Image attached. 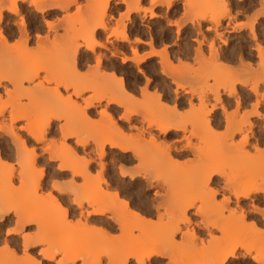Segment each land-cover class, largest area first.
Returning a JSON list of instances; mask_svg holds the SVG:
<instances>
[{"label": "snow or ice", "instance_id": "snow-or-ice-1", "mask_svg": "<svg viewBox=\"0 0 264 264\" xmlns=\"http://www.w3.org/2000/svg\"><path fill=\"white\" fill-rule=\"evenodd\" d=\"M114 4L120 6L109 17L106 9ZM205 7L216 10L211 18L201 15ZM226 7L223 0H13L8 10L16 14V28L0 32V51L12 53L9 75L0 80V135L22 150L0 157V264H264V137L257 144L245 136L252 118L264 122V72L247 80L234 75L219 90L231 97L223 101L210 81L207 103H199L208 112L213 100L216 107L228 105L215 142L206 145L205 134L187 125H170L199 160L187 170L188 161L174 160L170 146L158 144L155 125L147 119L153 108L145 96L157 95L152 88L158 77L142 61L160 58L167 48L159 41L155 48L151 41L138 47L143 41L130 40L125 30L128 16L138 15L153 36L163 33L167 40L169 31L175 35L183 28V40L200 22L208 43L196 50L214 60L223 28L213 38V26L229 24ZM257 14L264 17V0ZM73 17L85 19L88 35H69ZM255 19L241 16L232 23L251 27ZM260 22L264 25V19ZM256 32L252 38L264 67V32L258 40ZM169 79L179 96L184 78ZM97 96L100 115L85 113L81 120L80 106ZM113 96L134 103L120 104L118 120L125 123L117 125L119 135L104 138L93 125L101 117L111 120L106 105L115 103ZM156 103L169 113L177 110L171 101ZM233 120L239 125L235 132ZM49 126L58 131L49 132ZM212 158L222 171H213ZM116 207L155 230L137 227L126 236L125 220L114 216ZM93 216L117 226L92 224ZM90 234L106 239H90Z\"/></svg>", "mask_w": 264, "mask_h": 264}, {"label": "bare ground", "instance_id": "bare-ground-1", "mask_svg": "<svg viewBox=\"0 0 264 264\" xmlns=\"http://www.w3.org/2000/svg\"><path fill=\"white\" fill-rule=\"evenodd\" d=\"M260 1V0H259ZM13 2V0H0V32H2L3 30L1 29V25L5 22V20H8V18H10V17H15L16 16V14H15V12L14 11H9L8 10V8H9V6L11 5V3ZM18 2H19V4H23L24 3V0H18ZM223 2L226 4V12L229 14V24L231 25V23H232V21L233 20H235V17H233V16H231V4H230V2H229V0H223ZM242 2V0H237V3H235V6L237 7L239 4L238 3H241ZM259 4H260V2H259ZM110 8V7H109ZM109 8H107L106 9V11H108V9ZM239 8V7H238ZM207 9V10H206ZM259 9V8H258ZM245 10V9H244ZM247 10V9H246ZM202 14L201 15H207L208 14V12H209V8H204V10H203V8H202ZM206 11H207V14H206ZM211 11H213V9L211 10ZM251 11V10H250ZM255 12V11H254ZM257 12V11H256ZM255 12V13H256ZM236 13V12H235ZM246 13V12H245ZM255 13H252V14H255ZM258 13V12H257ZM256 13V19H255V23L254 24H252L251 25V27H250V30H248V31H250V37H251V40L253 41V43H254V45H253V47L252 48H248V47H238V48H236V49H232L233 51L231 52V53H224L220 48H219V46L217 47V45L215 46V51H214V60H211V61H213V62H215V63H222L223 64V66H222V68L225 66V68H231V66H233V65H235L234 63H236V62H238V65H239V71L238 72H243V74L244 75H246V76H248V73H250L251 75H253V76H258L259 74H260V72H264V67H261V64H260V55H259V51H258V45H257V43H256V41L255 40H253V38H252V33L253 32H256L255 30H254V26H255V24H257L258 23V21H259V15ZM238 14V13H237ZM243 14V13H242ZM247 14V13H246ZM214 15V13L211 15H209V17L211 18L212 16ZM111 16V15H110ZM75 18V17H74ZM79 18V17H78ZM77 18V19H78ZM248 18V17H247ZM76 19V20H77ZM80 19V18H79ZM78 19V20H79ZM75 20V19H74ZM76 20L74 21V22H69V25H71L72 23L75 25V23H77L78 24V26H74L73 24V26L71 27L70 26V29L69 30H71V28H74L73 30H75V31H73V30H71V32H73L74 34L71 36L72 38H74L73 36L74 35H76V33L78 32V34L80 35V33H82L83 32V35H88V33H89V30H90V28H89V25H88V23L85 21V19L83 18V17H81V19L79 20V21H77L76 22ZM140 20V19H139ZM246 21V20H245ZM71 23V24H70ZM85 23H87V24H85V26H84V28H82V26L84 25ZM205 23H208V21H205ZM229 24H221L219 21H217V24L215 25V26H213V33H212V36H213V38H216V36H215V34H216V32L220 29V28H223V31H220L219 32V41H222V43H223V45H225L226 44V40L224 39V36H223V34L225 33V32H232L234 29H236V28H234V25H233V27L231 26V29H233L232 31H228V28H229ZM68 25V26H69ZM81 26V29H83V30H81L80 29V26ZM235 26H237L236 25V23H235ZM6 27H9L8 25L6 26ZM256 27V26H255ZM79 28V29H78ZM192 28V27H191ZM200 28H201V23L200 22H197V24H196V26H195V28H192V30H193V35H192V33H191V35H190V37H192L191 38V41L192 42H194V43H196V48H200V49H202L203 47H204V45L206 44V43H208V36L207 35H205L204 34V32H202L201 30H200ZM245 28V27H244ZM258 28H259V26H258ZM258 28H256V29H258ZM8 29L7 28H5V31H7ZM148 30V29H147ZM184 29L183 28H181L180 30H179V32L176 34V36L177 35H179V34H181V32L183 31ZM151 31V30H150ZM235 31V30H234ZM70 32V31H69ZM133 32V31H132ZM262 32H264V31H262ZM262 32H256V37H257V40H258V38H259V35L262 33ZM136 33V32H135ZM223 33V34H222ZM82 35V34H81ZM149 35V34H148ZM225 36H226V34H225ZM76 37H78V35L77 36H75V38ZM168 37V36H167ZM171 38V37H170ZM134 39V38H133ZM150 39V41H151V38H149ZM169 39V38H168ZM136 40H138V39H136ZM135 40V41H136ZM139 40H141V39H139ZM133 41V40H132ZM141 41H143V44L142 45H140V46H148V42H146V41H144V40H141ZM174 42V41H173ZM218 43H220V42H218ZM221 43V44H222ZM166 45V44H165ZM185 45V44H184ZM188 45V44H187ZM183 46V49L181 50V51H179V52H177L176 54H174V55H176V56H178V57H175L172 53H167V51L160 57V58H158V59H160V61L158 60V64L160 65V67H162L161 69V73L163 74L164 73V71H165V69H163L164 67H165V65L166 66H169L170 64H171V58L172 57H174V58H176V61L177 62H180V60L181 59H186L187 57H189V52H191V54L193 55V61L195 60H203V59H205L204 58V55H203V53H202V51L201 52H197V50H196V48H191L190 49V47L189 46ZM219 45V44H218ZM242 45V44H241ZM244 46V45H243ZM152 47H153V45H152ZM177 48V47H176ZM239 50V54L238 55H236V54H234L235 53V50ZM171 50V49H170ZM177 50V49H176ZM7 54L8 53H5V52H3V51H0V80H2L3 79V77L4 76H7V75H9V71H8V60L10 59L9 57H7ZM10 54V53H9ZM180 54H183V55H180ZM191 55V56H192ZM9 56V55H8ZM179 56H181V57H179ZM6 57H7V59H6ZM9 58V59H8ZM153 58H156V57H153V56H148V59L147 60H150V59H153ZM190 59V58H189ZM147 60H144V61H142L143 63H145ZM191 60H192V58H191ZM244 60H248L247 61V64L245 63H243V61ZM251 60H255L256 61V63L253 65V64H251ZM192 61V62H193ZM207 61V60H206ZM197 62V61H196ZM201 62V61H200ZM246 62V61H245ZM109 63V62H108ZM111 63V62H110ZM205 63V62H204ZM212 63V62H211ZM211 63H210V66H212L211 65ZM218 63V64H219ZM253 63V62H252ZM199 64V63H198ZM198 64H196V65H198ZM222 64H219V65H222ZM207 65V64H206ZM238 65H236V66H238ZM252 66V67H249V66ZM111 66V65H110ZM195 66V65H194ZM193 66V67H194ZM201 66H203V65H201ZM209 66V65H208ZM192 67V68H193ZM195 67H197V66H195ZM203 67H205V66H203ZM202 67V68H203ZM216 67V66H215ZM220 68H221V66H219ZM199 68H201L200 66H199ZM201 68V69H202ZM206 68V67H205ZM204 68V69H205ZM213 68H214V66H212V70H213ZM224 68V69H225ZM233 68V67H232ZM253 68L255 69V71L253 72ZM152 69V68H151ZM208 69V68H207ZM210 69H211V67H210ZM217 68H215V70H216ZM236 69V68H235ZM235 69L233 70V69H231V70H233V71H231L232 73V76H233V74L235 73ZM167 70V69H166ZM194 70V69H193ZM211 70V71H212ZM215 70H213L214 72H215ZM229 70V69H228ZM227 70V71H228ZM153 71V70H152ZM205 71V70H204ZM207 71V73H203V72H201L202 73V75L203 74H208V72L210 71H208V70H206ZM212 71V72H213ZM217 71H218V69H217ZM229 71V72H230ZM167 72H169V71H167ZM191 72V75H192V71H190ZM200 72V71H199ZM198 72V73H199ZM212 72H211V77H212ZM214 72H213V74H214ZM225 72H226V70H225ZM236 73V75L237 74H239V73ZM244 72H246V74L244 73ZM171 73V72H170ZM169 73V74H170ZM197 73V72H196ZM173 74H175V73H172V74H170V75H173ZM190 74V73H189ZM209 74H210V72H209ZM217 74V73H216ZM219 74V73H218ZM243 74H241L242 76L241 77H243L244 75ZM190 75V76H191ZM219 75H221V73L219 74ZM218 75V76H219ZM235 75V76H236ZM196 76V75H195ZM200 76V75H199ZM214 76H216V75H214ZM214 76H213V78H214ZM228 76V75H227ZM238 76V75H237ZM246 76H245V80H247L246 79ZM188 77H189V75H188ZM187 77V78H188ZM193 77V76H192ZM192 77H191V79H192ZM198 77V76H197ZM201 77V76H200ZM200 77H198V79H201ZM204 77V76H203ZM206 77H208V76H206ZM210 76H209V78H211ZM221 77V76H220ZM184 78V77H183ZM194 78L195 77H193V81H194ZM213 78H211L212 80H213ZM189 79H190V77H189ZM195 79H197V78H195ZM203 79V78H202ZM204 79H206L207 80V78H205L204 77ZM226 79V78H225ZM206 80L204 81V80H201L203 83L205 82L206 83ZM218 80V79H217ZM198 81V80H197ZM225 81V80H224ZM231 81V80H230ZM61 83H63V81H60ZM216 82V81H215ZM184 83H185V79H184ZM202 83V84H203ZM232 83V81L230 82V83H228V81H227V86H222V87H224V88H227L230 84ZM226 84V83H225ZM191 85H193V84H191ZM124 86H126V83H124V84H122L121 85V87H124ZM183 86V85H182ZM197 87H200V86H198V85H196ZM205 87H207V88H211V87H208V85L207 84H205L204 85ZM203 86V87H204ZM17 87H19V85L17 84ZM195 87V86H194ZM202 87V86H201ZM204 87V89L202 88V90H205L206 88ZM155 88V87H154ZM180 88V87H179ZM182 88V87H181ZM180 88V89H181ZM190 88V87H189ZM200 90H201V88H199ZM198 89V90H199ZM212 89V88H211ZM160 90V89H159ZM185 90V89H184ZM192 90H194L193 88H192ZM154 91V90H153ZM189 91V90H188ZM196 91L197 90H195V92L193 91V93H196ZM207 91H209V89L207 90ZM217 91V90H216ZM241 91H244V92H247V90L246 89H243V88H241ZM173 92V91H172ZM180 92H182V91H180ZM184 92H186V91H184ZM201 94H200V96L203 94V91H199ZM198 91H197V93H199ZM190 93V92H189ZM192 93V92H191ZM158 94V93H157ZM173 94H175V96H177V92L176 91H174V93ZM206 94V93H205ZM204 94V95H205ZM183 95V94H182ZM189 96H191L190 94H188ZM199 95V94H198ZM215 95L216 96H218L219 98H220V100L221 101H223V100H225V99H231V97L228 95V93L227 92H225L222 96L220 95V93H218V92H216L215 93ZM174 96V97H175ZM147 97V96H146ZM156 101H157V99L159 100V101H162L163 100V97L161 98V96L159 95H157L156 97ZM184 98H186V97H184ZM113 101H115V103H110V104H108V105H106V110L108 109V108H110L111 109V112H112V117H111V120H109L107 117H101V118H106V119H108L107 120V122L108 123H110L109 125L111 126H109L110 127V129H109V131H107V132H103V133H101V136L102 137H104V138H106L107 137V135H112V136H116V135H119V131H120V129L118 128V126H117V123L116 124H113L112 123V121H119L118 120V116L120 115V113H119V109H120V104L121 103H127L126 101L127 100H125L124 99V97L122 98V96H113L112 98H111ZM122 99H124V100H122ZM152 99V98H151ZM173 99V98H172ZM190 99H191V97H190ZM149 100V99H148ZM188 100H189V98H188ZM196 100H198V97H197V99ZM195 100V101H196ZM201 100H203L205 103H207V96H201L200 98H199V100H198V102H200ZM172 101V100H171ZM174 101V106H175V108L176 109H178V107L179 106H181L182 104H183V101L182 100H180V99H178V98H176L175 97V99L173 100ZM190 101V100H189ZM194 101V100H193ZM214 101V100H213ZM192 101H190V103H191ZM215 102V101H214ZM86 103V107H84V106H80V108H79V111H80V119L81 120H86V116H85V113H87V111L88 110H90V109H92V108H95V107H97V106H99L100 105V103H101V99L97 96V97H95V98H93V99H89L88 101H86L85 102ZM133 103V102H132ZM192 104V103H191ZM189 106V105H188ZM193 106V105H192ZM198 106V105H197ZM196 106V107H197ZM113 107V108H112ZM189 107H191V106H189ZM195 107V108H196ZM226 107H228V105H226V104H221L218 108V110H217V107L215 106V104L213 105V107H212V109H211V111L210 112H208V110H204V108L205 107H203L202 105H201V110L199 111V113L200 114H198V116L195 114V112H194V110H193V112H192V114H195V115H190V116H192V118L190 117V119H188V118H186V121H188V122H190L191 120H193V116H197L196 118V121L198 122V123H202L201 125H199L198 123V125H194V123H192V121H191V123L190 124H192L193 126V130H194V132L197 134V135H200L201 133H204L205 134V136H202L201 138L202 139H205V137H207V139H205V144L207 145L208 143H209V141L210 140H212V139H214L215 140V138L214 137H216V131L218 130V129H220L221 128V124H225V122H226V116H225V112H224V109L226 108ZM200 108V107H199ZM191 109H189V111H190ZM204 110V111H203ZM216 110L217 111H219L220 110V113H216ZM188 111V110H187ZM192 111V110H191ZM205 112H208V118L207 119H205L204 118V113ZM100 113H101V111H99L98 112V115H100ZM122 114V113H121ZM158 115H156L157 117H150L149 116V118H147L148 119V122L149 123H152V124H154L155 125V131H154V135H155V137L157 138V142H158V144L159 145H161V146H163V147H165L166 149L168 148V146H170V150H171V153H173V158L174 157H176V158H178V159H182L184 156H188V155H194L195 153L193 152V150L192 149H190V148H188L187 146H186V144L184 143V140H183V136H182V134L181 133H178V132H176V131H171V130H169L170 129V125H172L173 124V121L172 120H174L173 118L176 116L177 117V114H176V111L175 112H172V113H169L168 112V110H162V109H160L159 111H158V113H157ZM68 115V114H67ZM179 116H180V114H178ZM184 115H186V113H183V116ZM181 117H182V115H181ZM66 118V117H65ZM156 118V119H155ZM183 118V117H182ZM184 118H185V116H184ZM183 118V119H184ZM67 119V118H66ZM105 119V120H106ZM188 119V120H187ZM195 119V118H194ZM252 119H254L255 120V123H249V126H248V131L245 133V136L246 137H248V140H249V142H252V141H255L257 144L260 142V140H261V138L262 137H264V127H262V124H264V122H261L260 120H259V118L258 117H256V118H252ZM68 120V119H67ZM177 120V119H176ZM182 120V119H181ZM185 120V119H184ZM175 121V120H174ZM178 121V120H177ZM141 122L143 123V119L141 120ZM195 122V121H194ZM43 123L44 122H42V121H40V124H38L37 125V127L38 128H42L43 127ZM119 123V122H118ZM125 123V122H124ZM175 123V122H174ZM178 124H179V122H177ZM185 123V122H184ZM187 124V123H186ZM234 124H235V122H234ZM175 125H177V124H175ZM255 125H256V128H257V130H255V132H253L254 131V129H256V128H254L255 127ZM106 126V125H105ZM142 126V125H141ZM177 126H179V127H181V128H183L184 126L183 125H177ZM191 126V125H190ZM50 127L51 126H49V128H48V131L50 130ZM108 127V126H107ZM239 127V125L238 124H235V125H231V129L235 132V130L237 129ZM104 129V128H103ZM101 130V129H100ZM105 130V129H104ZM190 135H191V133H190ZM224 139L225 140H227V136H225L224 137ZM86 142V141H85ZM15 146L16 145H18V143L16 142V141H13L12 142ZM19 147V146H18ZM17 148V147H16ZM17 150H18V148H17ZM20 150V149H19ZM22 150V149H21ZM0 156H1V154H0ZM186 156V157H187ZM185 158V157H184ZM195 160V159H194ZM189 162V161H188ZM194 162V161H193ZM197 163V162H196ZM212 163H213V171H222L223 169H222V167H217L216 165H217V161L215 160V158H212ZM199 164V162L196 164V166L195 167H198L197 165ZM194 167V168H195ZM193 168V169H194ZM136 218V217H132V216H125V211H123V214H122V216L119 218L118 217V219H123V220H127V219H125V218ZM129 218H128V220H129ZM89 220H91V222L93 223H95L96 224V222L97 221H104V222H107V223H109V224H112L113 226H117L116 225V223H115V221L114 220H112V221H110V220H106V219H104V217H98V216H93V217H90L89 218ZM136 221L138 222L139 221V219L138 218H136ZM142 222V221H141ZM140 222V223H141ZM93 223V224H94ZM126 223V222H125ZM139 223V222H138ZM126 225V224H125ZM142 225V224H141ZM85 226V225H84ZM127 226V225H126ZM126 226H125V234H127L128 232L129 233H131V230L129 231V229H127L126 228ZM138 227H139V225H137ZM147 227H148V225H147ZM134 228V227H133ZM133 228H131V229H133ZM137 228V227H136ZM143 228H145L144 226H143ZM106 231V230H105ZM145 231L146 232H150L151 233V230L150 231H147V228L145 229ZM100 235V234H99ZM90 237V236H89ZM92 237V236H91ZM94 237V236H93ZM98 238V237H97ZM101 238V237H100ZM91 239V238H90ZM95 239V238H94ZM104 239V238H103ZM189 257V259H190V256H188ZM188 257H187V259H188ZM202 257V256H201ZM200 257V258H201ZM72 259H74V257H72ZM186 259V260H187ZM196 259V258H195ZM202 259V258H201ZM183 260V259H182Z\"/></svg>", "mask_w": 264, "mask_h": 264}, {"label": "rangeland", "instance_id": "rangeland-1", "mask_svg": "<svg viewBox=\"0 0 264 264\" xmlns=\"http://www.w3.org/2000/svg\"><path fill=\"white\" fill-rule=\"evenodd\" d=\"M229 2H230V4H231V16H233V17H235V20L236 21H240V17L241 16H243L244 17V21L246 20H248V18H249V16L250 15H256V13L259 11V6H260V4H259V0H242V2L241 3H238L239 5L236 7L235 6V3H237V0H229ZM119 4H114L112 7H110L109 9H108V14H109V17H110V15L112 14V11H113V8H115V9H118L119 8ZM239 7V8H238ZM205 8H209V7H205ZM245 9V10H244ZM247 9V10H246ZM202 10V9H201ZM203 10H204V8H203ZM207 10V9H206ZM212 10V8H209V12H208V14H207V11H206V14L209 16L210 14L212 15L213 13H215V11L216 10H214L213 9V11H211ZM251 10V11H250ZM256 13H255V12ZM236 12V13H235ZM247 14H246V13ZM238 13V14H237ZM243 13V14H242ZM252 13H255V14H252ZM117 16H119V12L117 11L116 13H115ZM201 14H202V11H201ZM205 15V14H204ZM248 17V18H247ZM78 17H73L72 19H70L69 20V22H71L72 20V22H74L76 19H77ZM80 19H81V17H79ZM78 18V19H79ZM75 19V20H74ZM76 20V22L77 21H79V20ZM140 19V20H139ZM261 19H264V17H259V21H258V23L257 24H255V26H254V30L256 31L257 29L256 28H258V26H259V30H260V32H262V31H264V25H262L261 24ZM137 21H139V23H137ZM241 23H243V22H241ZM71 24V23H70ZM73 24V23H72ZM69 25V29H70V26L72 27L73 25ZM84 24V23H83ZM85 24H87V23H85ZM85 24L82 26V28H84V26H85ZM9 26V27H6V26ZM75 25L76 26H78V24L77 23H75ZM74 25V26H75ZM233 25H234V28H236V29H231V31L232 32H225L224 34H223V36H224V39L226 40V44L225 45H223V43L221 44V43H217V47L219 46V48L224 52V53H231L233 50V48L234 49H236V48H238L239 46L241 47H248V48H252L253 47V45H254V43H253V41L251 40V37H250V31H248V30H250V27H243V28H237V26H235V23H231V26L233 27ZM75 26V27H76ZM80 26V25H79ZM81 26H80V29H81ZM5 28H7L8 30V32H11V30L13 29V28H16V16L14 17H10V18H8V20H5V22L1 25V29L3 30V31H5ZM77 28V27H76ZM74 28H71V30H73ZM79 29V28H78ZM85 29V28H84ZM71 30H69L70 32H69V35L70 36H72L74 33L73 32H71ZM81 30H83V29H81ZM127 32H129L130 33V35H129V39L130 40H133V41H135L136 39H141V40H144V41H146V42H148V41H150V39L149 38H151V42H152V45H153V48H155V44H156V42L157 41H159V43L162 45V46H164V47H166L167 48V53L169 54V53H172L173 55L174 54H176L177 52H179V51H181L182 49H183V46H186L187 44V46H189L190 44H192V45H196V43H194V42H192L191 41V38L192 37H190V35H191V33H192V35H193V30H192V28L191 27H189L188 28V32H187V36H185L184 37V39L182 40L181 39V34H179V35H177L176 36V34L174 35L171 31H169L168 32V34H167V40L164 38V34L163 33H158V35L157 36H153L152 35V33H151V25H149V28H148V30L147 29H145V27H144V20H143V18L142 17H139L138 15L136 16V19H133L132 18V16L130 15V16H128V18H127V21H126V29H125ZM73 31H75V30H73ZM133 31V32H132ZM184 31V30H183ZM183 31L181 32V33H183ZM76 32V31H75ZM136 32V33H135ZM191 32V33H190ZM258 33V32H257ZM83 35V32L82 33H80V35ZM149 34V35H148ZM190 34V35H189ZM225 34H226V36H225ZM247 34V35H246ZM80 36L79 34H78V32L76 33V35H74L73 37L75 38V36ZM145 36H147V40H145ZM171 37V38H170ZM134 38V39H133ZM169 38V39H168ZM168 41H171V44H168ZM174 41V42H173ZM166 44V45H165ZM185 44V45H184ZM219 44V45H218ZM242 44V45H241ZM244 45V46H243ZM138 47H148V46H138ZM177 47V48H176ZM194 48H196V47H194ZM193 48V49H194ZM171 49V50H170ZM177 49V50H176ZM9 55V56H8ZM181 55V54H180ZM192 55V54H191ZM11 56H12V53H8L7 54V57H9V58H11ZM175 57H178V56H176V55H174ZM7 57H6V59H7ZM179 57H181V56H179ZM8 58V59H9ZM182 58V57H181ZM192 58V60H191V63H189V60ZM153 60H155V63H151V61H153ZM158 60L160 61V59H158V58H153V59H150V60H147L145 63H147L148 64V66H149V68H150V70L153 72V74L154 75H156L158 78H157V81H156V84H155V88L153 87L152 88V92L153 93H158L157 95L159 96H161V98L163 97V100L161 101L162 102V104L163 105H168L169 104V101H171L172 102V105L174 104V99H175V97L176 98H178V99H180V100H182L183 101V104L181 105V106H179L178 107V109L176 110V114H177V117L175 116L173 119L175 120H172L173 121V124H177V125H183V126H185V125H187V126H189V127H191V128H193L192 126V124H190L191 123V121H192V123H194V125H201L200 123H198L197 121H196V117L198 116V114H200L199 113V111L201 110V104L198 102V100H199V98L201 97V96H207L208 97V95L211 93V91H212V89L211 88H207V87H205L204 85L205 84H207L208 85V87H210V81H211V83H212V85H213V87H215V89L217 90L216 92H218V93H220V88H222V86H227L228 84H227V81H228V83H230L231 81H232V77L234 76V75H236V73L239 71V65H238V62H236V63H234L235 65H233V66H231V68H225V66L222 68V66H223V64L222 63H219V64H222V65H219L218 63H215V62H213V61H211V60H205V59H203V60H194L193 61V55L192 56H189V57H187L186 59H181L180 60V62H177L176 61V63L179 65V67H176V66H174L173 65V63H172V60H171V64L169 65V66H166L165 65V67L163 68V69H165V71H169L168 73H170V74H172V73H175V74H173V75H170L169 74V76H177V77H184V79H185V83H183V84H180L179 85V87L181 88H179V91H182V92H180L181 94L179 95V96H175V94H173L174 93V91H176V86H174L171 82H170V79H169V76H165L164 74H162L161 73V68L162 67H160V65L158 64ZM175 60H176V58H175ZM193 61V62H192ZM201 61V62H200ZM246 61V62H245ZM247 61L248 60H244L243 61V63L245 64H247ZM8 62H9V60H8ZM205 62V63H204ZM212 62V63H211ZM253 62V60H251V64H253L252 63ZM199 63V64H198ZM210 63H211V65L212 66H214V68H213V70H215V68H217L218 69V71H217V69L215 70V72L212 70V66H210ZM196 64H198V65H196ZM207 64V65H206ZM109 65H111V63H110V61H109ZM197 66V67H195V66ZM201 65H203V66H205V67H203V66H201ZM209 65V66H208ZM236 65H238V66H236ZM194 66V67H193ZM199 66L202 68H199ZM216 66V67H215ZM219 66H221V68L219 67ZM193 67V68H192ZM210 67H211V69H210ZM233 67V68H232ZM152 68V69H151ZM160 69V72H157V69ZM205 68V69H204ZM208 68V69H207ZM225 68V69H224ZM236 68V69H235ZM167 69V70H166ZM194 69V70H193ZM229 69V70H228ZM231 69H235V73L233 74V76H232V72L231 71H233V70H231ZM205 70V71H204ZM206 70H210L209 72H210V74H209V72H208V74H203L202 75V73L201 72H203V73H207V71ZM214 72V74H213V72ZM225 70H226V72H225ZM228 70V71H227ZM231 70V71H230ZM130 71H131V69H130ZM190 71H192V75H191V72ZM200 71V72H199ZM230 71V72H229ZM197 72V73H196ZM199 72V73H198ZM211 72H212V77H211ZM190 73V74H189ZM217 73V74H216ZM221 73V75H219V74ZM239 74H237L238 75V77H241L242 75L241 74H243V72H238ZM245 74H246V72H244ZM124 75H128V73H124ZM188 75H189V77H190V79H189V77H188ZM191 75V76H190ZM196 75V76H195ZM201 77H200V76ZM214 75H216V76H214ZM219 75V76H218ZM228 75V76H227ZM236 75V76H237ZM244 75V74H243ZM249 75H251L250 73H248V76H246V75H244L243 76V78L245 79V76H246V79L249 77ZM195 77V78H197V79H195L194 78V81H193V77ZM200 77L201 79H198V77ZM205 78H207V80L206 79H204V77ZM206 76H208V77H206ZM209 76L211 77V78H213V76H214V78H213V80L211 79V78H209ZM221 76V77H220ZM188 77V78H187ZM191 77H192V79H191ZM203 78V79H202ZM226 78V79H225ZM218 79V80H217ZM198 80V81H197ZM201 80H206V83L204 82H202ZM225 80V81H224ZM231 80V81H230ZM216 81V82H215ZM126 83V82H125ZM203 83V84H202ZM226 83V84H225ZM191 84H193V85H191ZM183 85V86H182ZM196 85H198V86H200V87H197ZM135 86V85H134ZM195 86V87H194ZM202 86V87H201ZM206 88L205 90H202V88L204 89V87ZM190 87V88H189ZM192 88L194 89V90H192ZM199 88H201V90L199 89ZM160 89V90H159ZM185 89V90H184ZM199 89V90H198ZM209 89V91H207ZM154 90V91H153ZM189 90V91H188ZM195 90H197L198 92L199 91H203V94L200 96V94L202 93H197V91H196V93H193V91L195 92ZM173 91V92H172ZM184 91H186V92H184ZM190 92V93H189ZM192 92V93H191ZM215 92V93H216ZM206 93V94H205ZM183 94V95H182ZM188 94H190L191 96H189ZM199 94V95H198ZM205 94V95H204ZM156 95V96H157ZM221 95V94H220ZM147 96V95H146ZM145 96V104L147 105V106H150L151 108H153V111H152V113L150 114L151 116L150 117H157L156 115H158L157 113H158V111L160 110V109H162V110H167L166 108H164V107H161L160 105H158L157 103H156V96L155 97H153V96H147L146 97ZM175 96V97H174ZM222 96V95H221ZM184 97H186V98H184ZM190 97H191V99H190ZM197 97H198V100H196L197 99ZM123 98V97H122ZM152 98V99H151ZM173 98V99H172ZM188 98H189V100L190 101H192L191 103H190V101L188 100ZM125 99V98H124ZM124 99H122V100H124ZM149 99V100H148ZM16 100H17V102L19 103V97L17 96L16 97ZM194 100V101H193ZM196 100V101H195ZM125 101V100H124ZM127 103H132V102H130V101H126ZM134 103V102H133ZM215 104V102L213 101L212 102V105H214ZM175 105V104H174ZM173 105V106H174ZM191 106V107H189V106ZM193 105V106H192ZM198 105V106H197ZM197 106V107H196ZM196 107V108H195ZM200 107V108H199ZM113 108V107H112ZM189 109H191L190 111H189ZM219 108L217 107V110H218ZM188 110V111H187ZM193 110H194V112H195V114L197 115L196 117L195 116H193V120H191L190 122H188V121H186V118H188V119H190V117L192 118V116H190V115H195V114H192V112H193ZM204 110L206 111V110H208L207 108H204ZM203 110V111H204ZM216 110V113L218 114V113H220V110L219 111H217ZM99 111H101V109H100V107L99 106H97V107H95V108H92V109H90V110H88L87 111V113H91L92 114V117L93 118H95V117H97V116H99L98 115V112ZM193 112V113H194ZM119 113L121 114V109H119ZM183 113H186V115H184L185 116V118H184V116H183ZM178 114H180V116L178 115ZM181 115H182V117L185 119H183L182 117H181ZM65 117L68 119V120H70L71 119V115L70 114H65ZM153 117V118H154ZM149 118V117H148ZM195 118V119H194ZM66 119V120H67ZM106 119V118H105ZM104 118H101V120H100V123L98 124V125H93V127H96L99 131H100V133H103V132H107V131H109V129H110V123H108L107 122V120L108 119H106L105 120ZM156 119V118H155ZM178 121H177V120ZM182 119V120H181ZM187 119V120H188ZM254 120V119H253ZM42 122H43V120H41ZM195 121V122H194ZM119 122V123H118ZM141 122V121H140ZM175 122V123H174ZM177 122H179V124L177 123ZM185 122V123H184ZM234 122H235V120H233V122H232V124L233 125H235V124H237L236 122H235V124H234ZM124 122H121V121H117V125L118 124H123ZM187 123V124H186ZM198 123V124H197ZM40 124V123H39ZM224 124V123H223ZM223 124H221V125H223ZM106 125V126H105ZM141 125H143V123L141 122ZM191 125V126H190ZM108 126V127H107ZM110 126V127H109ZM105 130H104V129ZM119 128V127H118ZM254 128H256V125H255V127ZM101 129V130H100ZM255 130H257V128L256 129H254V131L253 132H255ZM56 131H58V126L56 127V128H52V127H50V130H49V132H56ZM219 131V129L215 132V133H217ZM215 138V140L214 139H212V140H210V141H212V142H215L216 141V139H217V137H214ZM18 148V150H19V147H18V145H14L13 143H9V137H7V136H3V135H0V154H1V156L0 157H4V156H7V157H12L13 155H15V153L18 151L17 150V148ZM21 150V149H20ZM187 156V155H186ZM186 156H184L182 159H178V158H176V157H174L173 159L174 160H176V161H180V160H184V161H189L188 162V164L187 165H185V169H187V170H191V169H193L195 166H196V164L199 162V160H198V158L197 159H193L192 157H193V155H188L187 157ZM194 161V162H193ZM197 162V163H196ZM198 166V165H197ZM196 168V167H195ZM194 168V169H195ZM123 211H124V208L123 207H116L115 209H114V216L115 217H121L122 216V214H123ZM129 218V217H128ZM128 218H125V219H127L125 222V224L127 225H125L126 226V228L127 229H129V231L131 230V232H132V230L134 229V228H136V227H138L137 225H139V227H145L144 228V230L147 228V231H150L151 230V232L152 231H154L155 229L153 228V226H151V225H148V227H147V224H144L143 223V221L141 222L140 220L137 222L136 221V218H129V220H128ZM104 219H106L105 217H104ZM90 222H91V220H89ZM141 222V223H140ZM92 223V222H91ZM94 223V222H93ZM92 223V224H93ZM95 224V223H94ZM142 224V225H141ZM85 225V226H84ZM83 225V227L84 228H87L88 227V224L87 223H85ZM114 227H116V226H114ZM134 227V228H133ZM131 228H133V229H131ZM148 233H150V232H148ZM130 234L131 233H127V234H125L126 236H130ZM90 237L89 238H91V239H106V237H103V235L102 234H100V235H89ZM92 236V237H91ZM94 236V237H93ZM98 237V238H97ZM101 237V238H100ZM201 239H203L202 237H201ZM187 257L188 256H185V255H181L180 256V259H183V260H186L187 259ZM196 257H194V256H190V259H189V257H188V259L187 260H191V259H195ZM202 259H205V258H208V257H205V256H202L201 257ZM241 259H244V257H241Z\"/></svg>", "mask_w": 264, "mask_h": 264}]
</instances>
